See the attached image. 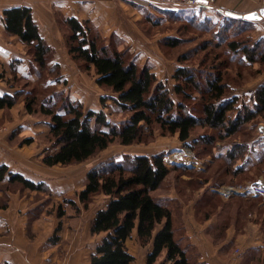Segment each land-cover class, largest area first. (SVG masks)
Instances as JSON below:
<instances>
[{"label":"trees","instance_id":"obj_1","mask_svg":"<svg viewBox=\"0 0 264 264\" xmlns=\"http://www.w3.org/2000/svg\"><path fill=\"white\" fill-rule=\"evenodd\" d=\"M185 19L210 35L212 40L201 50L207 51V56L213 54V58L198 60V68L179 57L171 82L159 80L150 66H138L133 61L127 65L122 55H117L116 59L109 56L88 22L75 18L65 20L70 31L67 49L71 59L82 63L96 85L106 93L101 97L102 105L106 107L107 102H112L118 112L128 116L120 124H113L104 110L85 111L82 103L71 101L63 91L48 93L51 87L48 74L56 71L57 84L61 77L58 65L48 68L52 49L40 36L31 9L5 10V30L25 45L39 70V81L30 90L22 88L13 95L0 96V110L13 108L24 96L27 113L43 117L42 121L49 126L47 136L51 147L43 150L41 162L48 167L88 162L115 144L124 147L147 144L155 140L157 132L163 137H177L192 150L197 145L215 149L216 143L234 139L245 126L264 119V81L252 92L249 105L242 99L243 95L235 94L234 80L229 76L233 67L238 76L242 75V68L252 69L255 65L260 66L257 74L264 71V36L254 37L259 22L224 12L218 20L195 14ZM167 43L178 45L177 40ZM204 68L208 70L207 76H204ZM45 70L46 82L42 81ZM63 84L67 85V81ZM252 139L237 141L235 138L237 142L227 146L226 153H214L216 158L227 162L228 175L248 177L253 172L254 179L264 174V147L253 152ZM32 142L26 139L23 144ZM251 153H255L256 161L249 167ZM238 162L242 166L235 167ZM171 171L164 154L158 153L127 156L121 161L111 159L88 172L84 188L77 193L79 203L87 211L97 197L104 196L106 200L91 224L92 236L102 237L89 264H131L135 258L126 242L134 231L142 246L153 242L147 264H155L163 252H166L165 262L193 264L175 240L171 210L153 195ZM246 179L253 181L250 177ZM19 187L49 193L45 183L26 179L1 165L0 192L6 195ZM66 203L76 213L80 211L73 200ZM7 206L6 196L0 199V209ZM64 214L60 206L58 216Z\"/></svg>","mask_w":264,"mask_h":264},{"label":"crops","instance_id":"obj_2","mask_svg":"<svg viewBox=\"0 0 264 264\" xmlns=\"http://www.w3.org/2000/svg\"><path fill=\"white\" fill-rule=\"evenodd\" d=\"M18 7L31 9L40 36L52 49L49 64L61 67L63 79L67 81L66 89L69 80L85 78L68 54L65 34L69 35L70 31L64 22L70 18L88 22L92 32L98 36L99 45L107 49L109 56H124L126 46L133 54L132 61L137 59L141 66H150L157 78L165 81L158 72L166 62L153 53L161 37H149L146 34L145 25L148 23H144V14L150 17L156 12L172 16V12L180 10L146 9L142 0H0V96L13 95L22 90L16 85L17 78L23 80L29 77L37 81L30 69L31 65L36 68L32 56L17 36L6 32L3 24V12ZM263 8L264 0H218L215 8L208 9L206 13L202 10L203 16L200 17L218 20L222 12L246 14ZM183 16L187 18L191 15ZM61 28L66 30L64 34ZM259 35L264 36V31ZM177 67L173 63L169 82ZM263 81L264 71L251 91L254 92ZM95 87L103 91L96 83ZM243 91L246 90L242 87L235 94L242 96ZM252 92L248 94L251 96ZM77 100L82 103L78 98L74 101ZM19 114L26 119L34 118L25 109L24 96L13 108L0 110V166L6 165L10 172L36 183H45L49 193L20 187L6 195L0 192V199L8 198L7 208L0 209V264H89L102 237L92 236L91 224L106 202L98 209H94L92 204L86 211L79 203L77 193L84 188L87 174L95 166L88 167L76 178L71 175L75 171L71 172L70 169L84 163L66 167L44 165L41 153L51 146L38 148L39 152L35 154L28 151L34 140L44 135H40L43 132L37 130L38 126L35 125L33 129L21 122ZM36 121L45 124L46 136L49 126L42 119ZM17 128L22 129L25 135L23 139L13 136ZM32 132L37 134L33 135ZM173 138L178 140L177 137ZM26 139H32L33 142L30 145L23 144ZM250 143L253 152H259L264 147V124L258 126V134ZM186 148H176L173 154L175 158L165 157L172 171L153 195L171 210L175 240L189 261L193 264H264V199L240 195L223 198L217 189L223 185L225 177L220 181L209 177L208 169L213 168L214 164L207 168L204 166L205 160ZM255 156V153H251L249 167L255 163ZM167 159L172 160L167 162ZM206 161L210 163V155ZM240 166L241 162L235 165ZM61 196L73 200L80 211L76 213L68 203L54 207L55 202L50 197ZM60 206L65 212L62 217L58 216ZM126 246L135 258L131 264H147L153 242L142 246L134 231ZM165 258L166 252H163L155 264H170L165 262Z\"/></svg>","mask_w":264,"mask_h":264},{"label":"rangeland","instance_id":"obj_3","mask_svg":"<svg viewBox=\"0 0 264 264\" xmlns=\"http://www.w3.org/2000/svg\"><path fill=\"white\" fill-rule=\"evenodd\" d=\"M153 7V6H152ZM151 6H146V9H153L155 7L152 8ZM181 11V12H180ZM178 12H174L175 15L172 16H164L161 14H158L156 12H153V16L150 15V17L148 16L147 13L144 14V23L146 24V22L148 24L145 25V31L146 34L151 37V36H160L161 37V42L158 41V43L154 47H151L152 49H154V54L156 55V57H159L161 60L165 61L166 64H162L161 65V69L158 72V74H160L159 76H164V80L166 82H169L170 79V74L172 72V66L173 63H176L177 65H179L178 63V58H185L188 61H186V64H189L191 66H195L199 68V62L198 60H210L211 58H213V54L210 56H207L206 53L207 51H203L201 50L203 46L208 44V41L211 39L210 35L205 33V32H201L199 31L197 28H195V26H193L192 24H189L188 21L185 19V17L183 16V14H195V15H202V11H194V10H180ZM208 11V9L205 10V13ZM181 15V16H179ZM203 16V15H202ZM152 23V24H151ZM259 29L257 28V31L254 32V37L258 38L262 33V31H264V20L261 21L259 23ZM64 25V24H63ZM64 27H66L64 25ZM62 29V28H61ZM260 29L262 30L261 32ZM64 30V29H62ZM66 30L62 31L63 34ZM249 33H246L245 35H247ZM65 41H66V45H67V36L68 34H65ZM172 36V37H171ZM173 40H177L178 45H172L171 43H167L172 42ZM212 40V39H211ZM67 51V50H66ZM120 55V54H114L113 57L116 59V56ZM125 64H130V62L133 60V54L130 53V51L126 48V46H124V56L123 58ZM134 61H136L137 63V59H135ZM133 61V62H134ZM171 62V63H170ZM73 63L75 64V67L77 68L78 71H81L85 78L83 79H75V80H69V86L66 89V87L64 86L63 82H64V76L62 75V70L61 67L58 68L60 71V84H57L56 81V77L57 74L55 73L56 71H53L51 73H49L48 75V79H51V87L50 89H48V93H55V91L57 93H60L61 91L64 92L65 96H68L69 98H71V101H74L75 99H81L82 103L84 105V109L85 111L88 110H101L102 108H106L105 109V113L108 115L110 121L113 124H120L122 121H124L125 119L128 118V116L124 113L118 112L116 110V106L112 103V102H107L106 103V107H104L102 105V103L100 102V98L105 95V92L100 91L97 87H95V83H94V79L91 75H89V73L86 72V70L83 67V64L80 62H75L73 61ZM137 65H141L139 63H137ZM54 67V65H50L48 63V68H52ZM236 67H233V69H231L229 72V76L234 80V90L236 92L237 89H241L242 87L245 88L246 91H243V100L245 102H247L249 105L250 103V92H252L251 90L255 87V83L256 80L258 81V79L260 78V76L263 74V72L261 74H257L256 71L260 70V66L259 65H255V67H252L247 69V68H242L241 72L242 75L238 76L237 75V71L235 69ZM27 69V68H26ZM31 69V73H33L38 80V74H39V70L37 68L34 67V65H31L30 67ZM205 69V68H204ZM207 69H205V73L204 76H207L206 71ZM263 70V69H261ZM48 71V70H47ZM45 71H43V75L44 77L42 78V81H47L46 77H45ZM162 73V74H161ZM258 78V79H257ZM39 81V80H38ZM37 81H34L33 79H30L29 77H26L25 79H18L17 78V82L16 85L18 87L21 88H26L27 90H30V88H32L33 86H35L34 84H36ZM233 83V82H232ZM41 84V82H40ZM43 84V83H42ZM29 88V89H28ZM44 92V91H43ZM71 95V97H70ZM42 98V97H41ZM78 101V100H77ZM79 102V101H78ZM20 121L21 122H25L27 123L29 126H31V128L35 129V125L38 126L37 130H42L43 133H41L40 135H44V137H39L37 139L33 140L35 141L33 143V145L29 146L28 151H33L32 153L35 154L38 151V148H42V147H49V141H48V136H45V131L47 130L45 128V124L41 123H36V120H43V117L40 116H35L33 119H26L24 117V115H20ZM26 119V120H25ZM44 120H46V118H44ZM44 122V121H43ZM261 124H264V119H258L257 121L251 123L250 125H247L243 128L242 132L240 134H238L235 138L237 141H246V140H250L254 137L257 136L258 134V126H260ZM263 127V126H261ZM17 131H15L16 133L13 135L14 137H17L20 139H23L25 135L22 134V129L21 128H17ZM204 132V131H202ZM33 135H36L37 133L32 132ZM26 134V133H24ZM28 134V133H27ZM155 140L153 142L147 143V144H141V145H134L131 147H124L118 144L112 145L111 147H109L107 150L101 152L99 155H97L95 158H93L92 160L84 163L81 166L75 167V169H70L74 170V173H71V175H75V177L77 178L78 175H80V173H84L86 171V169H88V167L90 166H96L97 164L109 161L111 159L117 160V161H121L123 159H125L127 156H133V155H137V154H146V155H153V154H158V153H163L165 155L166 158H175L173 157V154L176 150V148H184L185 145H182L179 143V141L177 139H174L173 137L169 136V137H163L161 136L158 132L155 135ZM234 138V139H235ZM234 139H229L227 141H223L221 143H216V147L215 149H212L211 147H207L205 148L203 145H197L195 147V149H191L189 147H187L186 149H188V152L191 151L194 155L195 154H200L199 156L196 155L197 157H199L204 161V166H206L207 168L210 167V164H214V167L208 169L209 170V177H212L215 179V181H220L222 179V177L225 180V182L223 183V185H233V184H246L248 182L251 181H246L245 179L250 177L253 179L252 175H248V177L246 176H242V177H234L228 175V173L225 172V167L227 166V162L224 161V159L220 158L217 159L216 158V154H214L215 152H220L221 155H223L226 150V147L229 146L230 144H232L233 142H237L234 141ZM51 146V145H50ZM225 146V147H224ZM223 147V148H222ZM31 148V149H30ZM218 148V149H216ZM222 148V149H221ZM262 148H260L261 150ZM174 150V151H173ZM208 155L211 156V161L209 164H207V157ZM171 161L172 159H167V162ZM212 169V172H211ZM61 170V169H58ZM72 172V171H71ZM257 178H264V174L257 176ZM257 178H254V180H256ZM222 179V180H223ZM249 180V179H248ZM44 198V197H42ZM50 200L55 202L53 204L54 207L61 205V203L66 204V198L62 197H50ZM50 201V202H51ZM106 200L103 196H99L94 200V209L95 208H100L101 206H103L105 204Z\"/></svg>","mask_w":264,"mask_h":264},{"label":"built area","instance_id":"obj_4","mask_svg":"<svg viewBox=\"0 0 264 264\" xmlns=\"http://www.w3.org/2000/svg\"><path fill=\"white\" fill-rule=\"evenodd\" d=\"M218 0H142L145 6L175 10H206L216 7ZM217 192L225 199L234 196L260 197L264 199V178L246 184L222 185Z\"/></svg>","mask_w":264,"mask_h":264},{"label":"water","instance_id":"obj_5","mask_svg":"<svg viewBox=\"0 0 264 264\" xmlns=\"http://www.w3.org/2000/svg\"><path fill=\"white\" fill-rule=\"evenodd\" d=\"M225 13L228 16L241 17L251 22H261L264 20V8L260 10L252 11L246 14H236L233 12H225ZM260 130L262 131V127L260 128Z\"/></svg>","mask_w":264,"mask_h":264}]
</instances>
